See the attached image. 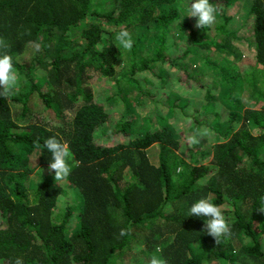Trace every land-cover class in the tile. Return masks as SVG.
<instances>
[{"label":"trees","instance_id":"trees-1","mask_svg":"<svg viewBox=\"0 0 264 264\" xmlns=\"http://www.w3.org/2000/svg\"><path fill=\"white\" fill-rule=\"evenodd\" d=\"M95 1L0 0V39L8 45L0 51L12 56L21 88L8 98L0 96V264H15L17 258L23 264H119L126 258L148 264L157 247L167 264H211L210 256L223 264H264V212L257 210L264 206V88L256 78L258 66L264 70V0H253L246 17L253 19L257 65L242 77L252 84L255 105L240 99L245 88L237 78L244 70L235 67L232 74L225 71L227 65L204 56L211 68L225 71L222 77L233 86L224 94L212 93L186 74L187 87L196 86L188 90L203 99L201 108L212 105L209 113L196 108L192 119L196 129L208 127L213 135L190 146L180 134L183 122L171 120L176 114L162 116L155 107L152 116L143 118L122 96L123 88L114 96L96 94L93 81L104 76L110 82L123 52L130 54L131 73L164 60L175 29L199 45L221 50L223 43L192 25L184 0H102L108 5L100 10L93 9ZM210 2L222 19L218 29H226L228 10L238 0ZM132 23L144 32L132 35L131 50L104 37L109 26ZM36 44L39 50L30 60H19ZM143 48L153 57L135 60ZM136 84L150 102L165 105L139 80ZM37 97L64 122L61 129L34 113ZM109 125L124 140L100 144L96 135ZM133 125L139 126L136 132ZM53 135L67 142L72 154L71 174L59 184L48 172L51 154L43 147ZM37 138L40 147L34 144ZM206 140L214 143L213 157L204 164L211 152L201 149ZM154 144L159 146L157 162L148 155ZM180 148L192 152L190 161L178 154ZM36 172H43L40 179ZM74 189L80 194L76 204H67L63 219L56 220L59 201ZM202 197L222 205L231 221V237L219 244L207 235L205 218L189 214ZM122 228L128 235L117 238Z\"/></svg>","mask_w":264,"mask_h":264},{"label":"rangeland","instance_id":"rangeland-1","mask_svg":"<svg viewBox=\"0 0 264 264\" xmlns=\"http://www.w3.org/2000/svg\"><path fill=\"white\" fill-rule=\"evenodd\" d=\"M252 2L253 0H238V2L228 10L231 18L227 23L226 29H218V25L221 24L222 20L219 17L216 18L215 24L209 27L207 30L196 27L197 18L187 17L192 25L196 27L200 33L207 35L212 39L216 38L218 41L223 43L221 50L218 49L214 44L208 43V45H199L194 43L190 39H187L186 36L181 37V34L176 31L177 29H175V31L173 30L169 33V45L167 46L168 48L164 60L159 61L158 63L150 62L149 69L141 71L142 74L131 73L129 69L130 54L124 52L120 53V61L115 66L114 70L115 75L114 77H111L112 82L110 81L105 83V81L102 80V78H105L104 76H101L102 78L100 79H96L93 81L95 93L103 95L111 93L114 96L120 88H123L124 93L122 96H126L133 103V105L136 107V111L142 113L143 118L152 116L155 113V107L159 108V114H162V116L169 115V113L171 116L176 114V116L171 117V120L175 121L176 123H184H182L180 127V134L185 136V141L190 146L187 137L196 130V123L192 119V113L196 108L202 110V113H209L211 110L209 108L212 107V105L206 109L201 108L203 99L200 96H197V94L194 92L188 90V88L196 90L194 83H192L191 87H187L190 82V79H187L188 76H191L193 80L203 85L205 90L206 88L210 87L212 88V93L224 94L229 88L233 86V83L230 82V79L228 80L229 82H227V80L222 77V73L225 71H230L233 74L235 67L244 70L240 77L237 78V81L241 82V87L245 88L241 92L240 99L243 102H248L246 105H250L251 107L255 105V102L252 101L253 98H251L250 94L252 91V84L242 77L246 71L248 72L249 70H252V67L257 65L256 49L254 44H252L254 41L252 29L253 19L251 16H249L250 19L246 21V17L249 13ZM184 3L188 8L190 1L184 0ZM107 5L108 4L102 0H96L93 9L100 10L107 7ZM186 16L187 13L185 17ZM108 29L109 31L104 33L105 38H108L109 36H111V38H115L116 34L121 29H127L132 35L138 32H144L143 29L140 31V29H138L137 25L134 23L129 24L128 26L127 24L112 27L109 26ZM248 37H250L249 40ZM52 44L54 43L52 42ZM35 52L36 47L31 46L23 55L19 57V60L28 61L32 58V54ZM204 56H208L209 59L213 61H220L221 64L227 65L229 68L225 71H223L221 68H211L210 63H205ZM142 57L152 58V51L149 48H143L139 53H137L135 60H140ZM90 72H93V70ZM257 72L256 78L258 81V87L262 86L264 88V70L258 66ZM188 73L189 75L187 76L186 74ZM43 74L44 72L41 69L37 70V78L41 79ZM161 77L163 79H161ZM138 80L140 81L142 88L149 91L151 95H156L155 99L166 101L161 103L165 105L158 106L154 102H150V100H148L149 97H147V95L144 92H141V90L138 88V85L136 84ZM178 81L183 86H181ZM43 88H47L46 82L43 83ZM20 89V86H18L16 90L19 91ZM218 102L220 101L217 100L216 103L218 104ZM261 103L262 102H257L258 105ZM205 104H209V102L205 101L204 105ZM217 110L219 109L217 108ZM33 111L38 116L39 114L42 115L43 121L52 123L51 126H55L58 129L62 128V124L64 122L60 121V117L58 118L52 110L45 109L43 107L42 101L38 97L36 98L35 104L33 106ZM114 116L115 113L112 115L110 124H112ZM138 128V125H133V130L135 132ZM115 130L116 127L113 125L103 128L96 135L97 141L100 144H116L120 140H124L123 138H120V134L116 135V137L113 135V131ZM111 134L113 135L112 137ZM124 136L128 138V136ZM206 141L203 143L201 149L207 147L210 150L214 143L209 140ZM158 147V145L154 144L148 149V155L152 162H157L159 153ZM187 149L188 148H180L177 152L187 161H190L192 152ZM210 151V153L207 151V156L203 161L204 164L209 163L213 157V150ZM69 163H72L71 159L69 160ZM35 174L36 179L37 177L40 179V176L43 174V172H40L39 175L37 172ZM126 179L130 180V176L127 175ZM79 195L80 194L76 189L68 191V194L65 197L66 199H63L62 202L59 201L57 207L55 208L54 217L56 220L61 221L63 219L67 204L75 205L76 202L74 199ZM67 198L73 200L67 202ZM76 220L77 219H74V221ZM261 238L264 243V230L261 231ZM198 248L200 249V245H196V249ZM139 257L140 256L137 258ZM208 263L223 264L221 261L218 262V260L212 256L208 258ZM119 264L135 263L133 262V259L128 263V259L126 258L122 263Z\"/></svg>","mask_w":264,"mask_h":264},{"label":"clouds","instance_id":"clouds-1","mask_svg":"<svg viewBox=\"0 0 264 264\" xmlns=\"http://www.w3.org/2000/svg\"><path fill=\"white\" fill-rule=\"evenodd\" d=\"M217 7L210 2V0H191L187 16L194 17L196 20L197 28H209L216 22ZM118 41V48L131 50L134 45L132 34L127 29H121L115 36ZM8 45L3 39H0V49H7ZM39 50L40 45H35ZM20 76L13 64V58L7 51H0V87L3 91L0 96L9 97L14 93L18 85ZM213 135V132L208 127L197 128L192 134L188 135L187 140L190 145L200 143V140ZM36 147H40V139L34 141ZM43 147L51 154V161L48 169L54 172V180L59 182L64 181L70 176L72 166L69 163L71 159V150L67 142L58 139L53 135L47 137L43 141ZM222 205H217L212 202L211 197H202L195 202L189 209L190 216L205 218V231L207 235L214 238L216 244L221 242L222 238H230L232 235L231 221L225 216ZM264 212V206L257 209ZM128 235L127 229H120L118 237ZM161 249L157 247L150 257L148 264H167V261L158 253ZM15 264H23L21 258H17Z\"/></svg>","mask_w":264,"mask_h":264}]
</instances>
